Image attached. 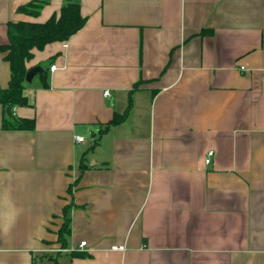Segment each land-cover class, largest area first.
I'll use <instances>...</instances> for the list:
<instances>
[{"label": "crops", "instance_id": "0c3cea01", "mask_svg": "<svg viewBox=\"0 0 264 264\" xmlns=\"http://www.w3.org/2000/svg\"><path fill=\"white\" fill-rule=\"evenodd\" d=\"M31 1L0 0V45L65 5ZM79 3L82 30L26 64L45 73L13 114L35 130H3L0 105V264H264V0Z\"/></svg>", "mask_w": 264, "mask_h": 264}, {"label": "trees", "instance_id": "16d2710c", "mask_svg": "<svg viewBox=\"0 0 264 264\" xmlns=\"http://www.w3.org/2000/svg\"><path fill=\"white\" fill-rule=\"evenodd\" d=\"M48 0H33L18 8V13L37 17ZM65 5L57 16H52L44 23L37 22H10L8 23L9 43L0 45V53L4 60L10 65V80L7 89L0 88V105L5 109L6 115L2 122L3 130L34 131L36 120L29 118H18L13 114L16 107H27L29 99L25 95V77L29 69L26 64L33 59L34 51H43L53 43L67 42L73 35L77 34L86 24V18L81 14L80 0H63ZM43 82L46 78L43 77ZM133 107V101L129 96L128 108L122 115L116 114L109 123L93 132L94 143L89 149L92 151L100 142L103 134L113 127L126 122ZM10 108V112L7 109ZM8 115V116H7ZM86 158L81 160L80 170L87 168ZM72 187L69 188L71 194ZM64 209V224L58 231V244L60 246L58 255L67 248L66 237L70 235L68 226L67 211ZM33 264H41L34 262ZM54 264H58L55 262Z\"/></svg>", "mask_w": 264, "mask_h": 264}, {"label": "water", "instance_id": "95a60500", "mask_svg": "<svg viewBox=\"0 0 264 264\" xmlns=\"http://www.w3.org/2000/svg\"><path fill=\"white\" fill-rule=\"evenodd\" d=\"M37 73H45V70L42 67H34L30 69L25 77L26 83L31 84ZM7 112H10V108L7 109Z\"/></svg>", "mask_w": 264, "mask_h": 264}, {"label": "built area", "instance_id": "2783aa9c", "mask_svg": "<svg viewBox=\"0 0 264 264\" xmlns=\"http://www.w3.org/2000/svg\"><path fill=\"white\" fill-rule=\"evenodd\" d=\"M53 69H55V67H52V70H53ZM104 95H105L106 97H108V96H110V93H109L108 91H106V92L104 93ZM76 141H77L78 143H83V142L85 141V139H84L83 137H76ZM212 156H213V152H209V153H208V156H207V158H206V164H210V163H211ZM80 246H81V248L85 247V246H86V242H82V243L80 244ZM115 249H116V250H123L122 247H118V248H115ZM57 252H58V251H57Z\"/></svg>", "mask_w": 264, "mask_h": 264}, {"label": "rangeland", "instance_id": "374dc122", "mask_svg": "<svg viewBox=\"0 0 264 264\" xmlns=\"http://www.w3.org/2000/svg\"><path fill=\"white\" fill-rule=\"evenodd\" d=\"M48 264H50V263H48Z\"/></svg>", "mask_w": 264, "mask_h": 264}]
</instances>
